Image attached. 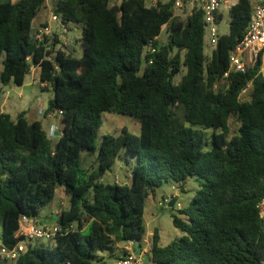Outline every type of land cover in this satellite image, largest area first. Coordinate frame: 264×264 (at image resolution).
<instances>
[{
	"label": "trees",
	"instance_id": "16d2710c",
	"mask_svg": "<svg viewBox=\"0 0 264 264\" xmlns=\"http://www.w3.org/2000/svg\"><path fill=\"white\" fill-rule=\"evenodd\" d=\"M53 13L82 26L83 55L56 52L31 39L45 0H0V84L23 87L31 65L52 87L45 117L62 113V132L53 142L41 121L26 112L13 120L0 114V223L2 246L13 248L22 215L37 221L59 189L68 198L62 227H75L52 246H29L11 264H105L110 252L146 236L149 192L170 181L203 182L191 204L173 216L185 233L160 245L153 235L148 260L154 264H263L264 224L257 206L264 198V78L232 74L227 89L216 85L229 69V54L243 38L252 6L241 0L230 12V31L211 53L203 15L187 21L171 2L148 8L142 0H53ZM167 27L169 40L159 42ZM152 45L155 53L147 52ZM28 58L31 61H28ZM183 70L181 82L176 77ZM253 81L250 99L241 92ZM130 117L127 128L96 140L103 114ZM239 127L230 137L229 121ZM208 131H213L208 137ZM137 158L133 183H107L122 150ZM95 157L90 168L82 154ZM0 258V264H5Z\"/></svg>",
	"mask_w": 264,
	"mask_h": 264
},
{
	"label": "built area",
	"instance_id": "2783aa9c",
	"mask_svg": "<svg viewBox=\"0 0 264 264\" xmlns=\"http://www.w3.org/2000/svg\"><path fill=\"white\" fill-rule=\"evenodd\" d=\"M148 8L157 7L161 3L171 2L175 12V16L180 17L183 21H187L196 12L203 15L205 26V44L212 53L221 37L220 26L225 20V12L231 10L238 5L241 0H142ZM252 6V15L245 34L236 47L229 54V69L222 76L220 82L215 86L228 88L232 74H246L248 71L256 72L257 76L264 78V0H248ZM46 2V1H45ZM123 0H112V5H121ZM73 28V24L65 22L62 18L51 11L50 18L46 25L35 28L33 27L31 39L37 46H47V49L52 50L49 59L54 61L56 52L65 50L68 46V35ZM147 52L155 53L152 45L146 48ZM28 61H31L28 58ZM41 68L39 65H31L30 74L32 83H40L43 88L47 84L40 80ZM253 81L241 92L243 94L252 90ZM46 111L39 109L38 114L45 117ZM63 112L58 115H50L49 117H62ZM62 130L58 125H51L48 133V138L57 142L61 136ZM59 204V201H56ZM65 208V203L62 202L60 207L54 209L53 219L55 222L39 226L37 221L28 216L22 215L19 219V228L15 234V238L19 242L13 247L8 248L0 246V258L6 261L14 262L21 255L26 253L29 246H34L38 242L48 241L57 243L58 239L75 227L64 228L56 220L61 216ZM257 209L259 216L264 224V198L259 202ZM123 258L118 260L116 264H147L149 251L146 247H141L136 241H129L122 245Z\"/></svg>",
	"mask_w": 264,
	"mask_h": 264
},
{
	"label": "rangeland",
	"instance_id": "374dc122",
	"mask_svg": "<svg viewBox=\"0 0 264 264\" xmlns=\"http://www.w3.org/2000/svg\"><path fill=\"white\" fill-rule=\"evenodd\" d=\"M17 0H13L15 2ZM45 5L41 9L39 15L37 16L34 27L40 28L48 22L50 18V13L53 11V0H45ZM230 21L231 17L229 12H225V20L220 26V33L222 35H228L230 31ZM82 38V26L73 25V28L70 30L68 35V46L65 47V51L67 53L73 54L77 57H81L83 55V48L81 45L80 39ZM169 40V32L167 27H165L159 37V42L161 44H166ZM210 51V50H209ZM211 54V53H209ZM2 71V65L0 64V74ZM185 74V70L176 77L175 82L180 83L182 76ZM32 76L29 75L26 77L25 84L23 87H13L17 93L22 92L24 97L22 99H18L17 94H13L14 101L16 103V110L12 112V118L14 120L17 119L18 113L22 111H26L31 114L36 113L39 109H43L47 111L49 102L54 98V91L52 87L43 88L40 83L33 84ZM243 94L241 97L242 101H247L250 99V92ZM31 118V117H30ZM39 120H41L43 124V128L48 131L51 125H58L62 130V120L61 117H44L40 116ZM230 126V137H233L238 130V123L235 119H231L229 121ZM127 128L132 134L139 135L141 133V126L138 122L134 121L130 117L119 115V114H111L105 113L103 114V125L99 130L96 146L99 148L101 144V140L105 135L118 136L122 133V130ZM208 137H211L213 131H208ZM95 157L91 156L86 152L82 154V166L85 168H90L95 163ZM137 164V158L132 156L127 150L123 149L119 158L116 161L115 167L111 173L105 177V182L107 183H117V184H126L131 186L133 183V169ZM203 180H200L197 177L189 178L184 183H175L168 182L163 186L156 188L154 192H149L148 198L145 203V213L144 220L146 224V236L142 242V246L151 250L153 235L157 231L160 236V245L165 247L170 245L173 242L179 241L182 237L185 236V233L180 229L174 226L173 216H178L184 220L187 218L180 214L182 209L187 208L192 200L197 195L198 190L200 189V185ZM59 196V204L56 202L55 205H51L44 210L40 214V216L44 217L39 219L37 224L39 226H43L46 224H51L55 222L53 219L54 209L60 207L61 203L64 202L65 206L68 207V198L64 193V190H61L58 194ZM176 199L177 203L174 208L169 207V203ZM52 213V214H51ZM52 215V216H51ZM2 232V225L0 223V236ZM42 244L44 246L52 245L54 246L56 243H51L48 241H40L37 243ZM1 246V242H0ZM122 247V246H121ZM117 248L116 255H123L122 248ZM106 261L105 264H116V261L113 259H109L110 252H100ZM4 260V259H3ZM5 264H11V261L4 260ZM147 264H154L151 261L147 260ZM264 264V263H263Z\"/></svg>",
	"mask_w": 264,
	"mask_h": 264
},
{
	"label": "crops",
	"instance_id": "0c3cea01",
	"mask_svg": "<svg viewBox=\"0 0 264 264\" xmlns=\"http://www.w3.org/2000/svg\"><path fill=\"white\" fill-rule=\"evenodd\" d=\"M69 44V43H68ZM13 87H15L14 85H9L7 87H3L1 84H0V114L1 113H6V114H9L12 118V112L15 111L17 108H16V103L14 101V98H13V94L16 93L17 94V97L18 99H22L24 97L23 93L22 92H19L17 93L15 89H12ZM39 111V110H38ZM38 111L36 113H32V116L31 114L27 113L26 111H22V112H26V117L27 119L30 121V122H34V121H41L39 120L40 118V115L38 114ZM20 112V113H22ZM17 115V118L19 116V114ZM31 117V118H30ZM13 119V118H12ZM14 120V119H13ZM43 125V124H42ZM63 190V189H59L58 192H57V196L53 202L52 205H55L56 204V201L59 200V192ZM44 212V211H43ZM52 214V213H51ZM52 216V215H51ZM44 217L42 216H39L38 219H37V222H39V219H42ZM46 225V223H45ZM39 245H42V244H39ZM149 252L150 250L147 249Z\"/></svg>",
	"mask_w": 264,
	"mask_h": 264
},
{
	"label": "water",
	"instance_id": "95a60500",
	"mask_svg": "<svg viewBox=\"0 0 264 264\" xmlns=\"http://www.w3.org/2000/svg\"><path fill=\"white\" fill-rule=\"evenodd\" d=\"M176 203H177V200H176V199L172 200V201L169 203V207H170V208H174V207L176 206Z\"/></svg>",
	"mask_w": 264,
	"mask_h": 264
}]
</instances>
